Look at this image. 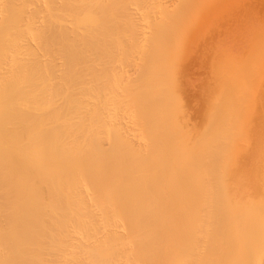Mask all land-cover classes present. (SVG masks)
I'll return each instance as SVG.
<instances>
[{
	"label": "bare ground",
	"instance_id": "1",
	"mask_svg": "<svg viewBox=\"0 0 264 264\" xmlns=\"http://www.w3.org/2000/svg\"><path fill=\"white\" fill-rule=\"evenodd\" d=\"M256 183L264 0H0V264H160Z\"/></svg>",
	"mask_w": 264,
	"mask_h": 264
},
{
	"label": "rangeland",
	"instance_id": "2",
	"mask_svg": "<svg viewBox=\"0 0 264 264\" xmlns=\"http://www.w3.org/2000/svg\"><path fill=\"white\" fill-rule=\"evenodd\" d=\"M226 186H229L230 188H232V186L237 188H240V186H248L250 188L254 187V189H264V183H256L255 185L248 184L245 186L240 184L239 187L234 184ZM259 192H256L255 190V192L252 191L249 193H239L238 195L235 194L236 196H226L224 198L225 200L222 198H212L205 202L202 201L204 208L210 206L215 207V205L220 207L223 205V208L226 207L224 210H228H226V212L223 211L225 213L223 214L222 212L221 217H219L220 214L216 216V213H213V210L206 211L207 214L197 213L198 216L196 214H190L191 216L188 218L190 220L193 219L191 221L186 218V215L188 214H176L178 217H180L179 215L182 216L181 219L176 216L178 218L177 222L185 217L183 220L187 219L189 224H184L181 227V223L178 222L177 224H180L179 226L176 224V229L174 226L172 227L175 229L171 231L172 235H176L177 233L182 237L183 234L187 233L185 235L187 236V239H183L184 236L182 237L183 240H181V242H185V240L187 241L185 243L183 242L185 244H183L184 248L180 246L181 248H176L177 251L174 249V252H170V255L167 256V258L170 259L166 260L165 257H161L164 259V262L163 259L161 260L160 258V264H163L166 261V264H168V260H170L169 264H178L179 262L180 264H184L185 261L186 263L189 262L188 264H255V262L258 263L257 261L259 259H262L260 262L262 261V263H264V214H259L254 209V212H250L252 207L255 208L264 203V193ZM199 202L201 204V201H197L198 204ZM238 210L241 211L238 212ZM176 217L174 216L172 218L175 219ZM215 234L217 235L215 236ZM164 235L165 230L164 228H161L159 236L163 241L165 239ZM179 237L177 238L178 240ZM163 241H160V246L163 248L161 250L164 252L165 247L161 244L164 243ZM177 245L179 246L178 243ZM163 252L161 251L160 254ZM181 259L183 262H181Z\"/></svg>",
	"mask_w": 264,
	"mask_h": 264
}]
</instances>
